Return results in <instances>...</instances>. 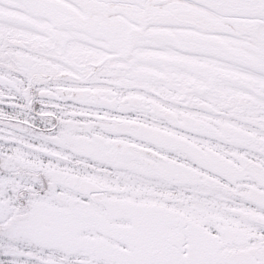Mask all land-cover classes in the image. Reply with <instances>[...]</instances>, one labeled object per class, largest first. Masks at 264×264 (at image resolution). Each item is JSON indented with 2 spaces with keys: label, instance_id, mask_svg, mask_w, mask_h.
Returning a JSON list of instances; mask_svg holds the SVG:
<instances>
[{
  "label": "snow or ice",
  "instance_id": "1",
  "mask_svg": "<svg viewBox=\"0 0 264 264\" xmlns=\"http://www.w3.org/2000/svg\"><path fill=\"white\" fill-rule=\"evenodd\" d=\"M0 264H264V0H0Z\"/></svg>",
  "mask_w": 264,
  "mask_h": 264
}]
</instances>
